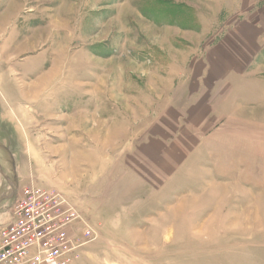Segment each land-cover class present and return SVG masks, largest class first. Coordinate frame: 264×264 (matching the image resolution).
Instances as JSON below:
<instances>
[{
    "label": "rangeland",
    "instance_id": "374dc122",
    "mask_svg": "<svg viewBox=\"0 0 264 264\" xmlns=\"http://www.w3.org/2000/svg\"><path fill=\"white\" fill-rule=\"evenodd\" d=\"M214 7L0 0V224L33 185L95 233L69 264H264V135L204 118L221 98L194 83Z\"/></svg>",
    "mask_w": 264,
    "mask_h": 264
},
{
    "label": "crops",
    "instance_id": "0c3cea01",
    "mask_svg": "<svg viewBox=\"0 0 264 264\" xmlns=\"http://www.w3.org/2000/svg\"><path fill=\"white\" fill-rule=\"evenodd\" d=\"M205 2L216 6L212 8V13L215 9L219 10L212 23L217 22L222 28L226 26L227 28L211 35L212 42L205 47L204 56L196 60L202 63V67L194 77L195 86L211 88V96L216 101L221 98L217 103L218 107H214L216 104L214 102L211 114L207 112L204 118L225 119L223 122L232 132L245 131L244 127L251 126L254 129L247 131H252L255 135H264V76L260 73L264 63L258 62L264 52V45L261 46L264 43V0H205ZM256 61L258 64H255ZM191 70L193 72L196 68L190 67V74ZM243 103L251 104L250 106L256 110H231L237 108L235 107L237 104ZM240 106L244 108L243 105ZM199 117L201 120L202 117ZM233 119L242 120L240 123L242 129L233 126ZM241 134L247 133L229 135L247 137ZM245 139L250 140L249 137L242 138ZM11 188L13 187H9ZM4 196L2 194L0 197Z\"/></svg>",
    "mask_w": 264,
    "mask_h": 264
},
{
    "label": "built area",
    "instance_id": "2783aa9c",
    "mask_svg": "<svg viewBox=\"0 0 264 264\" xmlns=\"http://www.w3.org/2000/svg\"><path fill=\"white\" fill-rule=\"evenodd\" d=\"M9 215L0 224V264H69L94 231L57 190L11 188ZM7 211V212H8Z\"/></svg>",
    "mask_w": 264,
    "mask_h": 264
},
{
    "label": "bare ground",
    "instance_id": "6f19581e",
    "mask_svg": "<svg viewBox=\"0 0 264 264\" xmlns=\"http://www.w3.org/2000/svg\"><path fill=\"white\" fill-rule=\"evenodd\" d=\"M82 4H84V3H82ZM86 4V3H85ZM84 7V6H83ZM50 33H51V35L52 36H55V35H57V33H58V36H57V38L55 39V41H58V40H61V41H63V40H68L69 42L71 41V42H73V40L70 38V36H68V33L67 32H64V31H62V30H58V32H51L52 31V28L51 27H48V28H46ZM57 29L54 27V29H53V31H56ZM46 30L45 29H43V30H39L38 32H36V33H40V34H42L43 36H45V34H46ZM37 35V34H36ZM84 35V34H83ZM41 36V35H40ZM39 37V36H38ZM84 37V36H83ZM67 41V42H68ZM60 54H62V52H60L59 53V55ZM78 68V67H77ZM46 75L45 76H51V74H50V71L48 72V73H45ZM75 86L74 85H71V87H70V89L72 90L73 88H74ZM73 91V90H72ZM43 111H45V109L43 110ZM28 121V120H27ZM23 128V127H22Z\"/></svg>",
    "mask_w": 264,
    "mask_h": 264
}]
</instances>
